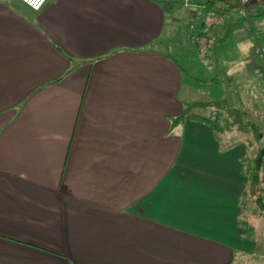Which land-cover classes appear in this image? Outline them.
Here are the masks:
<instances>
[{"label": "crops", "instance_id": "obj_1", "mask_svg": "<svg viewBox=\"0 0 264 264\" xmlns=\"http://www.w3.org/2000/svg\"><path fill=\"white\" fill-rule=\"evenodd\" d=\"M183 8L0 0V264H235L253 252L238 225L240 154L220 153L205 123H173L190 103L185 52L154 44L174 22L186 29ZM238 10L209 20L198 74L248 66L244 23L227 22Z\"/></svg>", "mask_w": 264, "mask_h": 264}, {"label": "rangeland", "instance_id": "obj_2", "mask_svg": "<svg viewBox=\"0 0 264 264\" xmlns=\"http://www.w3.org/2000/svg\"><path fill=\"white\" fill-rule=\"evenodd\" d=\"M183 5L184 8L188 7H185L184 0ZM248 7L249 14L246 17H240L238 14L236 16L232 15L227 20V22H231V20L246 22V24H243V28L248 35L250 44V48L246 50L249 63L241 71L240 69H237L238 71L236 70V72L230 71L228 75L211 73V76L206 74L203 76L198 74L196 66L200 61L203 63V55L190 48V43L186 41L189 22H187L185 30H183L184 22H178L177 24L174 22L172 26H168V30L164 31L162 37L154 45L176 55L178 49L182 50V53L185 52L184 56L180 58L182 65L187 70V79L186 83L184 82L183 91L190 101L189 105L198 104V106L193 107L187 120L202 122L212 127L220 153L237 150L240 154L239 161L242 165V173L245 179L244 189L248 187V190H250L248 174L258 167L259 193L264 195V154H262L264 150V59L255 56L253 51L255 45L254 32L257 33L260 42L264 43V0H256V2L252 0ZM247 22H249V26H247ZM178 24L179 26L177 27ZM252 27L254 31L251 29ZM175 29L179 32L176 37L174 35ZM221 32L222 29L218 36ZM244 37L242 34L238 41H244ZM211 57L213 59L209 60V64L212 66V63H214L217 68L216 59L213 55ZM235 57L237 61H240L239 53ZM221 64L225 65L222 60ZM204 78L206 80L202 83L200 79ZM223 98H226L229 103L245 112V121L254 122L257 129L252 128L244 132L237 129V126H232L226 130L223 121L224 111L214 106L215 101ZM185 107H188V104ZM255 157L259 158L260 162L258 164ZM248 194L244 196L241 194L239 198L240 201L242 200L243 205L240 202L238 225L244 230L243 236L254 242V250L252 253L241 252L236 255L235 264H264V211L257 204V195L251 197Z\"/></svg>", "mask_w": 264, "mask_h": 264}, {"label": "trees", "instance_id": "obj_3", "mask_svg": "<svg viewBox=\"0 0 264 264\" xmlns=\"http://www.w3.org/2000/svg\"><path fill=\"white\" fill-rule=\"evenodd\" d=\"M192 1V0H191ZM205 1L207 4V8L204 12V18L202 22L198 24V28L196 30L195 39L190 43V47L194 49L195 52L201 53V51L204 49V43L212 38L211 31L213 29L212 25H209L208 22L211 19V21H216L223 19L225 17V12H230L231 10L235 9L239 6L238 1L236 0H193L192 2H203ZM223 1L222 4L219 2ZM231 36V30H230V24H225L222 28L221 34L216 37V44H221L227 41ZM185 72L187 73L186 69ZM216 103L214 106L222 111H224V117L223 121L225 123V129L228 130L232 126H237V129L240 131L247 132L249 129H257L256 125L252 121H245V112L237 108L236 106L232 105L228 102L226 98H223L221 100L215 101ZM206 103V102H205ZM198 106V104H188V107L183 108V110L176 116V118L173 120L174 124H182L186 121L189 113L193 109V107ZM217 136V135H216ZM264 154V150L263 153ZM256 163L258 164L259 158L255 157ZM250 172V171H249ZM248 174V173H247ZM249 187L250 190H248V187L244 189L242 192V196L249 193L251 197H254L257 195V204L260 207L262 211H264V195L262 193H259V168L255 169L253 172L249 173ZM257 189V190H256ZM249 191V192H248ZM259 194V196H258ZM243 205L242 200L240 201Z\"/></svg>", "mask_w": 264, "mask_h": 264}, {"label": "built area", "instance_id": "obj_4", "mask_svg": "<svg viewBox=\"0 0 264 264\" xmlns=\"http://www.w3.org/2000/svg\"><path fill=\"white\" fill-rule=\"evenodd\" d=\"M24 3H26L28 6H30L33 10L39 11L41 10L45 4L48 2V0H21ZM239 3V10L237 15L239 14L240 17H246L249 14V5L252 2V0H237ZM186 6H191L193 9L191 11V21L188 23V32H187V39L188 42L192 43L195 39L196 30L198 28V24L202 22L204 18V12L207 8V4L205 1L203 2H192L191 0H185ZM246 24V22H244ZM249 22H247V26H249ZM254 31V28H251ZM254 39H255V45H254V54L257 57H261L264 59V43L260 42L259 37L257 36V33L254 32Z\"/></svg>", "mask_w": 264, "mask_h": 264}]
</instances>
